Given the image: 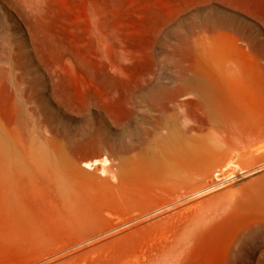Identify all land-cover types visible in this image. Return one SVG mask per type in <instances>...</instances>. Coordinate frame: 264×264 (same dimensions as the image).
Here are the masks:
<instances>
[{"label": "rangeland", "instance_id": "1", "mask_svg": "<svg viewBox=\"0 0 264 264\" xmlns=\"http://www.w3.org/2000/svg\"><path fill=\"white\" fill-rule=\"evenodd\" d=\"M261 15L0 0V264H264Z\"/></svg>", "mask_w": 264, "mask_h": 264}, {"label": "bare ground", "instance_id": "2", "mask_svg": "<svg viewBox=\"0 0 264 264\" xmlns=\"http://www.w3.org/2000/svg\"><path fill=\"white\" fill-rule=\"evenodd\" d=\"M218 38V37H217ZM216 39V38H215ZM214 39V40H215ZM99 41V40H98ZM222 43V42H221ZM221 47H222V44H221ZM223 48H225V46L223 47ZM84 51V50H83ZM71 104V103H70ZM69 104V105H70ZM68 106V105H67ZM47 140H49L50 139V137L49 136H46L45 137ZM33 139V138H32ZM136 147H138V144L137 143H130V144H128V145H125V146H120L118 149L120 150V152H126V151H130V150H133V149H135ZM147 150V149H146ZM172 150H170V149H168V148H166V147H164V149L162 150V154H164V153H170ZM173 152H175V150L173 149ZM156 154V153H155ZM130 156H132V155H130ZM149 156V155H148ZM133 157V156H132ZM73 164H74V166H75V169H77V170H79L81 173H83L84 172V170L83 169H81V167H80V164H79V162H73ZM98 164H102V167H100L101 168V171L102 172H106L107 170H108V168H110L109 167V165L111 164V159L108 157V156H104V157H102V158H95V159H93V160H88V161H85L84 162V166H85V168H86V170L87 171H89V169H93V168H96V166L98 165ZM146 164V163H145ZM112 165V164H111ZM114 166V165H113ZM123 168V167H122ZM150 168V167H149ZM97 169V168H96ZM99 170V169H98ZM111 170H113V169H111ZM116 171V170H115ZM110 172H112V171H110ZM86 173V172H85ZM233 173V172H232ZM96 175H98V174H96ZM99 176V175H98ZM102 178V177H101ZM88 179H90V178H88ZM104 183V182H103ZM110 184H112L111 182H109ZM137 220V219H136Z\"/></svg>", "mask_w": 264, "mask_h": 264}, {"label": "crops", "instance_id": "3", "mask_svg": "<svg viewBox=\"0 0 264 264\" xmlns=\"http://www.w3.org/2000/svg\"><path fill=\"white\" fill-rule=\"evenodd\" d=\"M260 18L264 20V15H261Z\"/></svg>", "mask_w": 264, "mask_h": 264}]
</instances>
